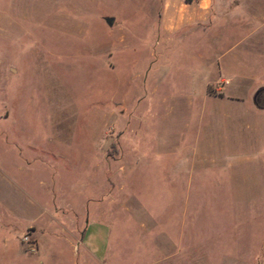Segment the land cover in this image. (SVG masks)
Returning a JSON list of instances; mask_svg holds the SVG:
<instances>
[{"label": "rangeland", "instance_id": "obj_1", "mask_svg": "<svg viewBox=\"0 0 264 264\" xmlns=\"http://www.w3.org/2000/svg\"><path fill=\"white\" fill-rule=\"evenodd\" d=\"M160 2L0 0V264H264V0L155 44Z\"/></svg>", "mask_w": 264, "mask_h": 264}, {"label": "crops", "instance_id": "obj_2", "mask_svg": "<svg viewBox=\"0 0 264 264\" xmlns=\"http://www.w3.org/2000/svg\"><path fill=\"white\" fill-rule=\"evenodd\" d=\"M238 7L232 3L231 0H161L158 29L152 32L153 36H155L154 43L158 44L166 37L176 36L179 38H187L192 35H205L209 30L214 28L216 23L221 24L231 21H243L241 13L236 12V10L239 9ZM245 17L246 22L249 23L251 21V14ZM254 20L257 21V17H254ZM230 71L227 65H221V67H219L216 63L214 69L207 68L204 70L202 74L196 78L195 83L199 86L221 84L228 79L230 80ZM241 74L244 73L242 72ZM90 201L92 203V200L87 199L85 201V210L87 209V202ZM63 206L71 208L68 204H63ZM94 208H96V205ZM95 210H97V208ZM72 212L75 213L74 210ZM78 215H82V213ZM77 222V219L73 216V225L78 224ZM85 226L86 222H83V230ZM81 237L79 238V244H81ZM81 246L93 256V251L91 249L84 245Z\"/></svg>", "mask_w": 264, "mask_h": 264}, {"label": "built area", "instance_id": "obj_3", "mask_svg": "<svg viewBox=\"0 0 264 264\" xmlns=\"http://www.w3.org/2000/svg\"><path fill=\"white\" fill-rule=\"evenodd\" d=\"M22 241L26 245V249L29 253H33L36 250V245L32 239L29 238V235L25 234L22 236Z\"/></svg>", "mask_w": 264, "mask_h": 264}, {"label": "water", "instance_id": "obj_4", "mask_svg": "<svg viewBox=\"0 0 264 264\" xmlns=\"http://www.w3.org/2000/svg\"><path fill=\"white\" fill-rule=\"evenodd\" d=\"M105 21H106V23H107L108 25H111V23H112V20H111V19H106ZM261 92H264V88H259L257 91H255V93L253 94V97H252L253 104H254L256 107H258V108H262V107H264V99H263V101H261V102L256 101V96H257V94H258V93H261Z\"/></svg>", "mask_w": 264, "mask_h": 264}, {"label": "flooded vegetation", "instance_id": "obj_5", "mask_svg": "<svg viewBox=\"0 0 264 264\" xmlns=\"http://www.w3.org/2000/svg\"><path fill=\"white\" fill-rule=\"evenodd\" d=\"M264 99V92L258 93L256 96V101L261 102Z\"/></svg>", "mask_w": 264, "mask_h": 264}]
</instances>
